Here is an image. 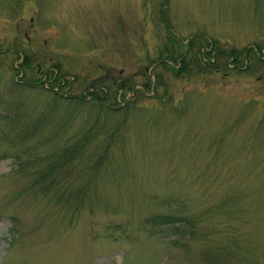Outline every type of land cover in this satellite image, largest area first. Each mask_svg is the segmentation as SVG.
I'll return each instance as SVG.
<instances>
[{
  "label": "rangeland",
  "instance_id": "obj_1",
  "mask_svg": "<svg viewBox=\"0 0 264 264\" xmlns=\"http://www.w3.org/2000/svg\"><path fill=\"white\" fill-rule=\"evenodd\" d=\"M0 264H264V0H0Z\"/></svg>",
  "mask_w": 264,
  "mask_h": 264
},
{
  "label": "trees",
  "instance_id": "obj_2",
  "mask_svg": "<svg viewBox=\"0 0 264 264\" xmlns=\"http://www.w3.org/2000/svg\"><path fill=\"white\" fill-rule=\"evenodd\" d=\"M190 42V41H189ZM206 42V41H205ZM187 49H189V47L187 48ZM187 49H186V51H187ZM247 50V48L246 49H242L241 51H240V53H241V55L242 56H244L245 55V51ZM204 53H207V51H203ZM247 53V52H246ZM230 54L233 56V60H234V62H238L239 61V56H238V53L235 51V50H233V51H230ZM177 56H179L180 58H179V66H181V68H183V67H185L186 66V63L184 62V60H183V53L182 52H180V53H177L176 54ZM175 56V55H174ZM174 56H169L168 55V57L170 58V59H172V61H174ZM23 63L25 64V66L27 67L28 66V64H29V61H28V55L27 54H25L24 55V58H23ZM171 66H173V65H171ZM170 66V67H171ZM179 68V67H178ZM51 80V82L52 83H50V84H52V85H46V86H44L43 87V89L44 90H48V91H52L53 92V94H60L59 93V89H60V85L58 84V79H57V77L55 78V77H53L52 79H50ZM30 82L31 81H28V82H25L26 84H30ZM57 85V89H53V86L54 85ZM124 85V84H123ZM119 88V86L118 87H116V88H114L113 89V95L115 96V94H116V92H117V89ZM66 92H64V94H65ZM88 94L91 96V97H89V99L90 100H92V101H96L97 103L98 102H101V100H100V98H98L97 96L96 97H94L93 96V93L91 92V90H88ZM69 97H73V95L72 96H69ZM83 99H85V97L83 96ZM89 100V101H90ZM105 100H106V98H105ZM107 103H109L108 101H107ZM67 157V156H66ZM64 159L66 160V158L64 157ZM62 161H63V158L61 159ZM43 175V174H42ZM155 218H156V220H157V222H159V221H166L167 219H166V217L165 216H163V215H157V216H155ZM13 224H14V222H13Z\"/></svg>",
  "mask_w": 264,
  "mask_h": 264
},
{
  "label": "flooded vegetation",
  "instance_id": "obj_3",
  "mask_svg": "<svg viewBox=\"0 0 264 264\" xmlns=\"http://www.w3.org/2000/svg\"><path fill=\"white\" fill-rule=\"evenodd\" d=\"M187 47H189L188 45H187ZM187 51H188V49H187ZM231 57V59L233 58L232 56H230Z\"/></svg>",
  "mask_w": 264,
  "mask_h": 264
}]
</instances>
